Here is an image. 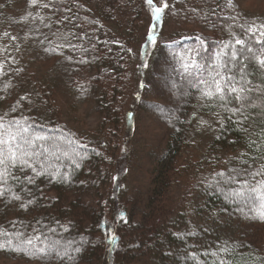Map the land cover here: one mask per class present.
Returning <instances> with one entry per match:
<instances>
[{
  "label": "trees",
  "instance_id": "obj_1",
  "mask_svg": "<svg viewBox=\"0 0 264 264\" xmlns=\"http://www.w3.org/2000/svg\"><path fill=\"white\" fill-rule=\"evenodd\" d=\"M7 1L10 0H5L0 9V116L6 120L27 118L37 132L55 137L56 149L44 145L50 153L55 152L46 157L52 166L49 171L67 172L71 178L63 182L55 176L35 177L29 170L28 174L35 177L34 184L17 185L10 180L12 193L6 191L0 197V229L29 236L43 233L62 242H79L82 252L76 264H92L95 260H100L101 264H136L137 261L193 264L189 258L193 252L202 262L211 264L217 257H205L203 252L216 251L225 243L234 252L232 255L219 253L225 264H264V248L253 245L243 236L247 228L254 231L264 225V221L252 218L254 212L249 211L243 200L233 201L224 192L208 188L216 173H227L238 166L237 158L241 153L247 154L249 167H259L260 161L253 162V158L260 155L264 140L257 135L259 124L253 126L252 122L262 117L259 111L248 109L251 119L243 127L248 128L251 140L256 141V146L249 148L246 143L249 137L236 123L239 117L228 121L223 109L212 107L211 101L202 99L201 92L193 86L197 74L191 67L193 60L206 66L214 65L217 52L230 54L234 48L238 50L240 63L248 65L247 79L258 88L264 87V66L258 63V59L264 58L260 54L264 48L256 42L258 37L250 41L251 33L246 34L240 28L255 25L259 29L264 24V15L243 8L239 0H232L233 7L226 6L227 0H173L167 9L165 0H153L152 5L147 0H13L9 4ZM46 4L48 7H44ZM141 4L149 12L151 8L150 27L155 24L159 28L160 24H167V20L172 21L169 40L161 42L168 56L165 64L169 65L168 77L164 79L171 90H180L183 95L175 107L161 102L151 104V109L166 125L169 122L168 131L156 156L159 161L148 172L151 174L149 184L131 188L127 177L135 174L136 166H132L135 152L119 140L118 132L124 122L128 126V110L123 113V104L132 86L130 63L143 42L136 47V18ZM157 7L163 9L158 21L153 14ZM225 17H236L231 28L227 27L229 21ZM149 33H145L146 38ZM156 34L159 36L154 37L153 44L160 43L162 31ZM237 38L245 40L243 47L235 44ZM35 39L37 50L41 51L39 46L47 43L46 49L51 50L54 57L58 56L55 59L59 67L56 70H52L55 64L51 67V76L37 75V106L30 103L28 94L20 93L23 92L21 84L29 80L31 73L19 52L24 43ZM222 44H230V47L222 49ZM247 49H251L255 57L246 59L250 56ZM186 64L189 65L187 72ZM59 81L73 94H87L91 90L96 95L95 102L103 119L94 138L83 136L49 115L56 102L52 86ZM11 92L12 98L6 99ZM254 103L259 106L261 101L254 100ZM232 106L237 105L233 102ZM215 113H219V117ZM200 141L208 144L209 151L198 159L190 158L183 166L190 177L178 182L180 197L172 201L171 212L164 215V202L169 193L172 195L171 186L178 174V160L185 150L189 155V145ZM73 149L79 155L73 156ZM65 151L71 159L64 156ZM73 159L80 164L79 168L73 164ZM193 171L204 181H198V186L187 190L195 179ZM15 174L23 179V173ZM260 179L264 177H256L257 181ZM240 183L243 181L232 187L239 189ZM15 195L21 199L15 200ZM250 206L259 207L258 204ZM62 226L69 231L65 232ZM34 229H39L40 233ZM113 237L116 243L110 242ZM0 239L6 242L8 238ZM0 252L41 260L24 253ZM47 263L60 264L56 260Z\"/></svg>",
  "mask_w": 264,
  "mask_h": 264
},
{
  "label": "snow or ice",
  "instance_id": "obj_2",
  "mask_svg": "<svg viewBox=\"0 0 264 264\" xmlns=\"http://www.w3.org/2000/svg\"><path fill=\"white\" fill-rule=\"evenodd\" d=\"M149 5H152L153 0H147ZM227 7H233L232 0H227ZM48 7V5H44ZM167 8V4L164 5ZM59 11V9H56ZM163 9L157 7L153 9V14L160 18ZM65 19H68L65 17ZM226 21H229L227 27L231 28L232 22L236 20V17H225ZM241 30L246 34L251 33L250 41L252 38L258 37L256 42L264 48V24L260 25L258 29L255 25H251L245 28L240 26ZM234 35V34H233ZM245 40L235 39L236 45H245ZM204 42L201 41V47ZM74 47V46H73ZM230 44H222L221 48H229ZM87 51V49H84ZM237 49H231L230 54L223 51L217 52L215 57V64L206 66L196 61H191V67L196 71L197 80L193 85L200 92L202 99L211 101L212 107H219L227 113V120L232 121L234 117H239L236 120L238 125L242 126V131L249 137L247 140V147L252 148L256 146V141L251 140V133L247 127H243L244 123L251 119L248 109L251 108L255 111H259L262 119L259 121H253L255 126L257 123L260 126V132L257 133L258 137L264 140V87H257L252 85L247 79V73L245 69L248 65L240 63L237 57ZM250 53L246 59L255 57V53H252L251 49H247ZM261 56L264 57V51ZM228 57L224 59V57ZM258 63L264 66V58L258 59ZM147 67V64L144 65ZM189 65H185V71L187 72ZM233 68L236 69L233 72ZM239 76V78H238ZM264 84V80H262ZM254 92H259L260 95L253 96ZM254 100H260L261 104L257 106ZM233 102L237 106H232ZM163 112L164 109L160 108ZM219 117V113H215ZM220 124L223 127L224 120H220ZM69 144L72 141H68ZM79 142L77 141V144ZM45 144H49L52 149L58 147L57 139L37 132L32 123L27 118L21 117L19 119L11 118L5 119L4 116H0V197L5 195V192L12 193V185L9 181H14L17 185L34 184L35 177H43L45 175L49 177H57L63 182L70 180V174L67 172L60 173L59 171H49L52 167L46 157L48 155H55V152H49L48 148H45ZM83 147H87L84 145ZM260 155L253 158V162L258 159L260 161L259 167L252 169L249 167V159L246 158V153H241L237 158L238 166L232 167L227 173L221 171L216 173V178L213 181H209L208 188L215 189L224 192L227 198L235 200H243L245 205L249 207V211L254 212L252 218L264 221V179L256 180V177H264V144L260 146ZM64 156L69 157V153L65 151ZM79 153L73 149V156H77ZM71 159V157H69ZM84 159L83 156L79 157ZM73 164L79 168L80 164L73 159ZM29 170L33 175L28 174ZM15 172L23 173V179L21 176L16 175ZM239 189H235L232 186L238 184L240 181ZM251 181H256L252 183ZM7 186V187H5ZM227 190V191H226ZM14 199L19 201L21 197L15 195ZM32 202L29 201V204ZM258 204V208H253L250 205ZM243 212V209H241ZM64 227V226H62ZM34 232L40 233L39 229H34ZM55 234L54 230H50ZM64 231L69 229L64 227ZM191 234V233H190ZM0 237H7L8 239H0V250H7L17 253L28 254L32 257H38L45 262L51 260L59 261L60 264H64L65 261L76 264L78 256L82 252V246L79 242L72 240L61 241L60 239H51L48 236H44L40 233L35 236H29L24 232L8 233L3 229H0ZM15 240V243L13 241ZM116 243V238L113 237L110 241ZM219 253H225L232 255L233 250L227 243L221 245L216 251H205L203 256L217 257L212 260L211 264H225V260L219 257ZM193 264H206L202 262L200 257L195 252L189 257Z\"/></svg>",
  "mask_w": 264,
  "mask_h": 264
},
{
  "label": "rangeland",
  "instance_id": "obj_3",
  "mask_svg": "<svg viewBox=\"0 0 264 264\" xmlns=\"http://www.w3.org/2000/svg\"><path fill=\"white\" fill-rule=\"evenodd\" d=\"M5 0H0V9L3 7ZM11 1H7L8 4ZM140 0L139 2H141ZM168 1L167 6L173 4V0ZM169 1H171L169 3ZM240 5L247 9L253 10L261 15H264V0H239ZM139 11V15L136 18V40L137 45L141 41L140 50L137 51V56L131 60V77L132 86H130L127 97L124 99L123 113L128 110V126L125 122L119 126L118 138L122 142L135 152V157L132 160V166L135 167V174L127 177V182L130 183L131 188H138L141 184L148 185L150 182L151 174L149 171L154 168L159 161L156 156L161 151V147L164 144L166 133L168 131L166 123L162 118L151 109L153 102H161L168 104L171 107H175L179 98L183 93L180 90H171L170 86L165 84L169 74V65L165 64L167 60L166 52L161 48L162 41H168L172 29L171 19L167 20V24H160L159 28H156L155 24L150 27V21L152 18V12H150L145 6ZM167 7V8H168ZM166 8V9H167ZM155 20L158 21L154 15ZM167 18H170L167 14ZM152 29V30H151ZM159 30L162 31V37L160 43L153 44L154 37L157 38ZM150 32V33H149ZM149 33L148 38L146 35ZM35 35V32H33ZM151 35L150 39L149 36ZM153 36V37H152ZM37 39L24 43V48L19 52V55L30 71L29 80L22 85L23 92L21 94H28L31 99L30 103L33 106H37V89L39 88V82L36 80L37 75L46 73L47 76H51L52 70L58 69L56 63L58 56L53 55L52 51L47 48V43H42L39 47L42 50H37ZM156 47V48H155ZM46 49V50H45ZM136 53V52H135ZM142 54V56H141ZM54 57V58H53ZM55 64V65H54ZM147 64V67L144 65ZM53 69L50 71L51 67ZM53 87L54 110H51L49 114L53 118L60 120L82 134L87 138H94V135L101 129L103 114L100 113V109L97 107L95 98L96 95L89 90L87 94H73L67 86L62 83L56 82ZM17 89L13 90V93ZM12 98L11 96L6 99ZM202 128V127H201ZM90 138V139H92ZM209 138V137H208ZM201 142V141H200ZM197 142L195 145H189L188 154L187 150L182 152L181 157L178 160L177 166L178 174L175 176L174 182L171 186L172 195L169 193L167 200L164 202V215H168L171 212L169 205L172 201L178 200L180 192L177 190L178 182L188 179L190 175L183 171V166L190 158L198 159L202 155L207 154L208 144ZM123 146V145H122ZM121 146V147H122ZM122 152V151H121ZM195 179L191 182L190 187L187 190L193 189L198 186V181H204L199 175L196 176V172L193 171ZM185 192V191H184ZM183 192V193H184ZM74 201V198H71ZM166 206V207H165ZM137 220H142L141 217H137ZM244 238L251 240V243L257 247L264 248V225H259L254 231L249 227L244 231ZM264 252V251H263ZM177 261V260H176ZM185 263V262H184ZM0 264H48L43 260H27L20 256L13 257L0 252ZM88 264V263H84ZM92 264H101L100 260H95ZM115 264H118L117 262ZM126 264V263H125ZM129 264V263H127ZM136 264H146L143 261H137ZM183 264V261H181Z\"/></svg>",
  "mask_w": 264,
  "mask_h": 264
}]
</instances>
